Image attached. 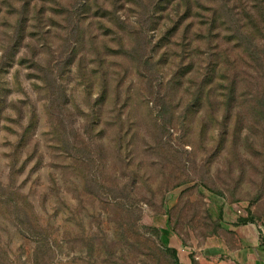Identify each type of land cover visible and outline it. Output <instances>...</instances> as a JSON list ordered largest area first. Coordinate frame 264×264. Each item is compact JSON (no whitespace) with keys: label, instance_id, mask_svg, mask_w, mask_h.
<instances>
[{"label":"rangeland","instance_id":"rangeland-1","mask_svg":"<svg viewBox=\"0 0 264 264\" xmlns=\"http://www.w3.org/2000/svg\"><path fill=\"white\" fill-rule=\"evenodd\" d=\"M249 212L264 0H0V264H219Z\"/></svg>","mask_w":264,"mask_h":264},{"label":"crops","instance_id":"crops-1","mask_svg":"<svg viewBox=\"0 0 264 264\" xmlns=\"http://www.w3.org/2000/svg\"><path fill=\"white\" fill-rule=\"evenodd\" d=\"M230 238L216 244L219 264H264V231L255 222L230 224ZM263 234V235H262ZM223 255L227 258L223 259Z\"/></svg>","mask_w":264,"mask_h":264},{"label":"trees","instance_id":"trees-1","mask_svg":"<svg viewBox=\"0 0 264 264\" xmlns=\"http://www.w3.org/2000/svg\"><path fill=\"white\" fill-rule=\"evenodd\" d=\"M235 81H232L231 82V87H230V96H229V101L231 102L232 99L234 98L233 96V91L235 90ZM255 217L252 213L249 212V214L247 216H240L239 219H238V222L240 224H247L249 222H255ZM169 251L171 252L172 254V257H173V261H174V264H181V261H180V257L178 256V252L175 248H170ZM193 264H196V262L194 261L193 259Z\"/></svg>","mask_w":264,"mask_h":264}]
</instances>
